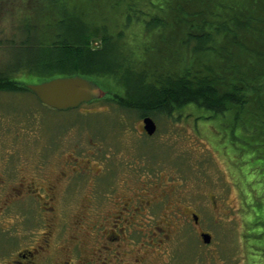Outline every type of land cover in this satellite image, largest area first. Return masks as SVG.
Masks as SVG:
<instances>
[{
	"label": "trees",
	"instance_id": "16d2710c",
	"mask_svg": "<svg viewBox=\"0 0 264 264\" xmlns=\"http://www.w3.org/2000/svg\"><path fill=\"white\" fill-rule=\"evenodd\" d=\"M74 74L139 116L210 119L264 264V0H0V91Z\"/></svg>",
	"mask_w": 264,
	"mask_h": 264
},
{
	"label": "rangeland",
	"instance_id": "374dc122",
	"mask_svg": "<svg viewBox=\"0 0 264 264\" xmlns=\"http://www.w3.org/2000/svg\"><path fill=\"white\" fill-rule=\"evenodd\" d=\"M136 112L103 100L59 110L41 103L29 90L0 91V172L12 181L21 171L45 176L57 170L66 156L89 159L97 178L101 176L99 184L112 170L115 191H107L102 199L120 190L130 191L126 182L148 185L144 195L148 199L161 193L163 201L154 202L146 216L136 218L142 230L159 225L162 230L156 236L171 238L147 249L151 264H244L240 211L244 206L240 208L224 155L216 150L219 135L195 130L211 123L210 119L156 115L152 117L156 132L148 136L135 129L141 126ZM132 162L140 167L125 181ZM79 181L78 196L92 188L83 177ZM163 191L167 192L164 196ZM16 202L0 215V225H15L10 233L0 232V264L42 220L36 200ZM194 211L201 215L197 224L190 222ZM201 229L210 233L208 243L199 236ZM86 239L83 247L90 244ZM151 240L145 234L140 242H130L149 247Z\"/></svg>",
	"mask_w": 264,
	"mask_h": 264
},
{
	"label": "flooded vegetation",
	"instance_id": "af4514ba",
	"mask_svg": "<svg viewBox=\"0 0 264 264\" xmlns=\"http://www.w3.org/2000/svg\"><path fill=\"white\" fill-rule=\"evenodd\" d=\"M137 116L141 126L135 129L148 136L155 134L157 124L154 132L148 134L143 128V117L146 115ZM94 145L98 146V143ZM135 163L132 162V167L126 171L125 181L129 175L138 172L140 166ZM59 164L57 170H51L43 177L31 171H21L9 181L6 174L0 172V215L16 201L34 199L38 202L37 210L42 219L40 226L27 236L25 243L13 248L3 264H151L152 260H147V249L163 242L164 238H171L168 234L156 236L162 230L159 225L142 230L137 226L140 222L136 218L146 216L148 206L154 202L163 201L161 193L148 199L144 197L148 185L141 186L139 183L133 186L126 182L130 191L120 190L102 199L101 195L107 191H115L111 169L108 177L99 184L101 176L97 178L98 172L89 159L72 155L61 158ZM82 177L92 188L78 196L81 190L78 184L82 182L79 181ZM162 193V196L167 194ZM191 214L190 222L197 224L201 215L196 211ZM14 226L12 222L0 225V232L10 233ZM203 231L201 229L199 235ZM145 234L152 239L149 247L130 242H140ZM12 235L16 236V233ZM84 236L87 238L85 241L90 242L87 247H83ZM127 242H130L128 247Z\"/></svg>",
	"mask_w": 264,
	"mask_h": 264
},
{
	"label": "water",
	"instance_id": "95a60500",
	"mask_svg": "<svg viewBox=\"0 0 264 264\" xmlns=\"http://www.w3.org/2000/svg\"><path fill=\"white\" fill-rule=\"evenodd\" d=\"M26 85L41 103L59 110L76 107L105 94V90L97 82L78 74L54 76L39 82H28ZM143 128L148 134L154 132L156 123L152 117H143ZM201 238L207 243L211 235L202 232Z\"/></svg>",
	"mask_w": 264,
	"mask_h": 264
}]
</instances>
